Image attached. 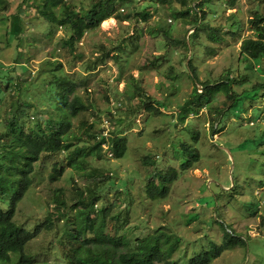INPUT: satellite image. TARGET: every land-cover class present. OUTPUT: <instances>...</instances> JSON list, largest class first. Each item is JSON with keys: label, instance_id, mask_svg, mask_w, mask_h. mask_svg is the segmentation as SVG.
Here are the masks:
<instances>
[{"label": "rangeland", "instance_id": "obj_1", "mask_svg": "<svg viewBox=\"0 0 264 264\" xmlns=\"http://www.w3.org/2000/svg\"><path fill=\"white\" fill-rule=\"evenodd\" d=\"M32 1L0 0V77L19 72L18 79H10L8 96L0 106V133L6 130V118L18 99L34 104L41 100L37 89L23 86L21 90L17 85H35L42 71L60 62L59 73L79 83V92L90 107L73 118L70 140L80 138V146L91 144L86 125L95 123L99 115L96 132L100 133L116 101L121 107L109 130L125 137L128 148L121 158L109 155L107 147L102 159L89 152L81 167L69 166L64 156L41 155L15 217L28 231L40 227L38 236L27 244V253L36 262L66 264L80 241L106 234L127 241L117 248L119 255L163 227L180 239L169 258L176 264H187L221 245L225 232L242 237L246 245L229 248L211 264H264V92L249 90L263 79L258 71L252 74L243 69L242 43L237 41L257 37L253 19L264 13V0H237L233 7L229 0H213L207 9L208 22L224 36L219 42L208 37L211 29L200 31L193 40L194 15L178 17V10L185 12L179 3L173 6L175 14L160 4L152 5V16L144 21L137 6L149 1L131 0L122 5L120 19L103 21L75 47L64 44L71 29L41 17ZM94 1L68 0L79 14ZM64 12L63 7L55 9L58 19ZM16 13L22 16V26L11 34L10 17ZM190 38L192 46H187ZM191 61L196 76L189 68ZM240 71L251 74L252 83L232 85L241 95L226 100L221 93L210 103L204 100L201 83L228 81ZM3 148L0 141V161ZM196 150L199 160L184 168ZM5 151L4 161L12 160L14 167L0 170V192L8 187L6 193H11L17 189V168L23 160L18 150ZM55 168L65 171L53 179ZM173 170L178 176L169 194L151 199L147 185L159 184ZM94 193L98 197L91 211L96 224L92 230L84 213L80 214L77 197L90 198ZM58 197L68 205L61 212L56 210ZM76 218L78 224L72 223L65 232Z\"/></svg>", "mask_w": 264, "mask_h": 264}, {"label": "trees", "instance_id": "obj_2", "mask_svg": "<svg viewBox=\"0 0 264 264\" xmlns=\"http://www.w3.org/2000/svg\"><path fill=\"white\" fill-rule=\"evenodd\" d=\"M131 0H95L91 8L82 14L78 11L68 0H35L36 8L41 17H44L50 22L61 24L65 28H70L72 35L68 40H65L66 46L75 47L86 35L87 32L98 28L101 23L111 17L121 18V11L124 7L122 5L130 2ZM145 6L138 4L137 9L140 10V17L147 21L151 16L152 5H162L167 7L171 13L175 14L176 10L174 4L179 3L184 11L178 10V17L186 14L188 16L194 15L192 27L195 28L192 35L193 40L199 37V32L211 29L208 37L211 41L219 42L224 39V36L219 33L215 27H211L208 22V7L212 6L213 0H148ZM237 0H229V6H235ZM37 3V4H36ZM63 7L65 12L63 16L58 19L55 15V9ZM125 10V9H124ZM127 15H131L127 11ZM40 17V16H39ZM22 16L16 13L10 17L9 29L11 34L15 33L18 26H22ZM255 26L256 38H238L241 41V54L244 57L243 69L250 70L251 73L256 70L258 75H262V82H257L254 85L251 83V74H245L240 71L236 78H229L228 81L220 83H201L205 90L203 93L204 100L210 103L215 95L225 93L226 100H231L239 93H235L232 85L252 84V91L264 92V13L256 14L253 19ZM233 33V32H232ZM192 38L189 39L187 46H192ZM195 42V41H194ZM257 65H262L256 68ZM192 61L189 68L196 76V70ZM250 67V68H249ZM63 69L62 63L54 62L53 68L45 69L38 76L39 81L33 85L18 84V88L32 90V87L38 90V95L41 98L39 102L34 104L27 99H18L13 104L15 110L9 113L6 118V130L0 133V141L3 143V158L0 161V170L6 169L7 172L13 169L14 162L9 160L4 161V152L6 148L18 150L21 154L23 163L18 166L19 179L17 189L14 192L6 193L9 188L3 187L0 192V264H50L45 260H34V256L28 254L26 251L27 244L38 236L40 227L36 231H28L22 228L15 220L17 207L21 200L25 197L29 187L31 186V175L35 172V164L40 160L44 153H52L64 158L68 161V165L72 166L78 164L81 167L86 161L85 156L91 152L95 153L99 159L103 158L104 152L103 145L110 143L108 154L114 157H123L128 148V142L125 137L115 134L107 140L103 132H96V123L99 121L97 115L96 122L87 124L85 135L92 140V143L85 146H80L81 139L76 142L70 140L69 135L72 133L73 118L78 116L82 111H88L89 106L86 105L83 97L79 92V83L67 74L59 73ZM19 72L16 76L5 75L0 77L1 86L4 85L6 89L0 87V106L5 101V95L8 96V89L10 79L19 78ZM8 81V82H7ZM3 88V86H2ZM12 90V89H11ZM197 91V90H196ZM248 91V90H247ZM10 93V96H13ZM21 96V95H20ZM14 97V96H13ZM225 103V102H224ZM32 113V114H31ZM34 120H31V116ZM2 120H0V125ZM16 143L20 145L17 149ZM11 153V152H9ZM200 152L198 150L192 153V160L184 165V168L193 166V162L198 161ZM57 176L52 174L55 179L64 174L65 168L57 170ZM178 171L173 170L166 174L161 182H150L147 185L148 195L151 199L165 197L170 192V187L173 181L177 178ZM5 175H2V179ZM10 181L13 178L8 177ZM8 198L6 199V197ZM98 195L94 193L91 196H79L78 204L82 207L80 214L84 213L87 222L86 225L91 227L92 230L96 228V224L92 221L91 211L96 207ZM83 199H89L91 203H84ZM58 205L56 206L57 212H61L68 205L61 203L60 198H57ZM77 205V204H76ZM73 205L71 208H76ZM70 207V206H69ZM76 213L79 209L76 208ZM79 214V215H80ZM78 215V216H79ZM78 218V217H77ZM72 221L70 226L65 229V232L72 227V223L78 224V221ZM104 226V223L99 227ZM80 238V237H79ZM77 238V241L82 239ZM225 241L221 245H216L209 250H205L202 254L195 257L187 264H211L215 259L220 257L226 250L235 247L239 244H245V240L235 234L231 235L230 232H225ZM81 245L74 249V257L66 262V264H158L165 262L166 264H176L169 261V258L177 251L180 239L166 231L165 228H159L150 236L140 238L135 247L129 251L122 252L117 255V248L121 245L127 244L124 238L109 237L106 234H96L91 239H85ZM100 249V250H95Z\"/></svg>", "mask_w": 264, "mask_h": 264}, {"label": "built area", "instance_id": "obj_3", "mask_svg": "<svg viewBox=\"0 0 264 264\" xmlns=\"http://www.w3.org/2000/svg\"><path fill=\"white\" fill-rule=\"evenodd\" d=\"M124 11V10H123ZM119 108L121 107V103H117L116 101L113 102V106H116ZM117 107H113L112 110L110 111V116L106 119H104L101 123V127H102V130H101V133L103 132V135L107 138V140H109L113 134H112V130L110 129L109 130V126H112L113 125V120L114 118L116 117L117 115ZM104 147V150H105V147H107L105 151H108L109 150V147H110V143H105L103 145ZM109 155H112V154H109Z\"/></svg>", "mask_w": 264, "mask_h": 264}]
</instances>
